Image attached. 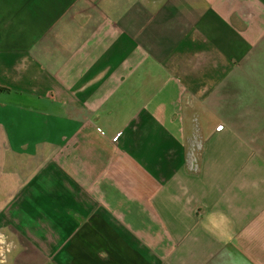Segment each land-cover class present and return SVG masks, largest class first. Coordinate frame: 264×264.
Segmentation results:
<instances>
[{"label": "crops", "instance_id": "1", "mask_svg": "<svg viewBox=\"0 0 264 264\" xmlns=\"http://www.w3.org/2000/svg\"><path fill=\"white\" fill-rule=\"evenodd\" d=\"M0 87V264H264V0H0Z\"/></svg>", "mask_w": 264, "mask_h": 264}, {"label": "trees", "instance_id": "2", "mask_svg": "<svg viewBox=\"0 0 264 264\" xmlns=\"http://www.w3.org/2000/svg\"><path fill=\"white\" fill-rule=\"evenodd\" d=\"M0 94L7 95L8 97H15L19 95L18 93L3 89L1 87H0Z\"/></svg>", "mask_w": 264, "mask_h": 264}, {"label": "rangeland", "instance_id": "3", "mask_svg": "<svg viewBox=\"0 0 264 264\" xmlns=\"http://www.w3.org/2000/svg\"><path fill=\"white\" fill-rule=\"evenodd\" d=\"M188 158H189V162L191 161V162L195 163V158H196L195 155L188 156Z\"/></svg>", "mask_w": 264, "mask_h": 264}, {"label": "clouds", "instance_id": "4", "mask_svg": "<svg viewBox=\"0 0 264 264\" xmlns=\"http://www.w3.org/2000/svg\"><path fill=\"white\" fill-rule=\"evenodd\" d=\"M222 219H226V217H222Z\"/></svg>", "mask_w": 264, "mask_h": 264}]
</instances>
